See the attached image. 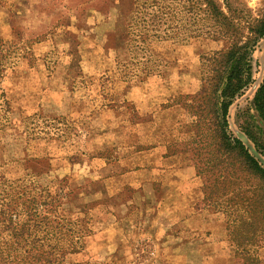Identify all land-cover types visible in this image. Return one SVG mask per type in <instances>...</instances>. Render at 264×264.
Wrapping results in <instances>:
<instances>
[{
  "label": "rangeland",
  "instance_id": "374dc122",
  "mask_svg": "<svg viewBox=\"0 0 264 264\" xmlns=\"http://www.w3.org/2000/svg\"><path fill=\"white\" fill-rule=\"evenodd\" d=\"M217 4L238 28L264 12V0ZM145 5L136 12L135 0H0V37L32 49L7 70L2 83L11 113L0 135V197L9 192L11 181L48 188L59 200V212L77 219L84 229L83 246L67 255L68 264H198L203 256L219 252L218 245L191 250L193 236L207 238L208 244L215 240L170 222L190 209L191 200L195 208L224 217L202 207L203 179L190 152L180 149L195 131L192 97L209 75L214 52L228 47L229 34L220 37L219 31L226 29L223 20L208 13L205 3L149 0ZM99 18L105 21L93 32ZM132 20L133 32L128 28L122 39L119 33ZM93 44L114 48L119 75L131 84L151 78L148 91L164 101L147 112L132 100L114 96L108 72L88 78L83 72L90 70L87 52L82 64L80 56ZM250 55L252 82L233 100L228 121L230 130L244 138L264 165V156L248 134L264 143V121L253 103L264 74V36ZM94 56L99 71L103 56ZM89 65L94 66L92 59ZM67 83L77 98L95 87L93 112L108 109L110 117L93 123L92 113L77 118L53 113L40 103L38 108L34 93L45 101L44 88L54 92ZM188 166L195 175L187 183V178L176 184L172 177L163 181L172 168ZM147 168H155L153 175L140 173ZM168 188L176 196L169 190L167 199L162 198ZM215 238H221L229 264H235L227 230ZM259 254L264 264V247Z\"/></svg>",
  "mask_w": 264,
  "mask_h": 264
},
{
  "label": "trees",
  "instance_id": "16d2710c",
  "mask_svg": "<svg viewBox=\"0 0 264 264\" xmlns=\"http://www.w3.org/2000/svg\"><path fill=\"white\" fill-rule=\"evenodd\" d=\"M148 1L135 0L134 11L145 7ZM191 2L205 3L208 13H213L216 20H223L226 29L219 31V35L223 38L229 34V45L215 51L209 59L212 61L209 75L204 76L201 89L192 97L194 102L191 107L196 116L194 135L180 150L190 152L196 173L203 179L202 207L221 212L225 217L235 264H261L259 251L264 247V165L230 130L228 112L235 97L252 82L250 52L258 39L264 36V12L238 28L218 8L217 3L230 5V0ZM130 22L119 33L122 39L128 28L129 33L133 32V20ZM29 54H32L30 46L20 47L13 40L0 37V135L8 125L11 113L3 80L7 70L20 57H28ZM253 103L264 121V74ZM248 134L264 156V143ZM189 146V150H185ZM15 182L11 181L9 192L0 197V264H68L67 255L78 252L83 246L84 229L78 227L77 219L59 212V200L48 188L35 185L22 187L14 185Z\"/></svg>",
  "mask_w": 264,
  "mask_h": 264
},
{
  "label": "crops",
  "instance_id": "0c3cea01",
  "mask_svg": "<svg viewBox=\"0 0 264 264\" xmlns=\"http://www.w3.org/2000/svg\"><path fill=\"white\" fill-rule=\"evenodd\" d=\"M102 21H105V20H101L99 18L97 19V21L94 22V25L92 27L93 32H95V30L98 29V25ZM109 30L112 31V29L109 28L103 34L104 42L106 40L107 32H109ZM88 46L90 47H88V49L84 51V53H82V55L80 56L81 57L80 62L82 64L86 56L85 53L87 52V61H88L87 66L90 68V70H88V73H86L87 71L84 70V65H82V68L84 70L83 72L88 76V78L91 75L100 76L108 72V74L111 75L112 81H113L112 91L114 93V96L118 98L121 97L123 99L132 100L136 103L138 108H144L145 111L147 112H151L154 109H156V107L160 105L159 101L160 102L164 101L165 99L164 97L160 96V98L159 97L157 98L154 94L148 91L150 90L149 86H151L148 80H151V78L141 81L137 84H131L130 82H128L127 80H125L119 75L118 70L116 69V63H115L116 51L114 50V48L112 47L101 48V46L99 45L96 46L95 44L88 45ZM95 47H98V49ZM95 52L96 53L99 52L100 55L103 56L102 69H100L99 71H98V68L96 67V61L94 59V57L97 58L96 56H94ZM102 56H100V58ZM100 58H99V62H100ZM90 59L93 60L94 66L89 65ZM91 84L92 83H90V85ZM161 87L164 89L163 85H161ZM60 88L62 89H58V91H54V92H53L54 90L53 88V90L48 93H46V90H49V89L44 88L45 89L44 90L45 101L43 100L40 94L34 93V102L37 104L38 108H39V103H40L41 107H43L44 109L50 108L49 110L52 111L53 113H56V114H68L69 113L71 115L76 116L77 118H79V116L82 113H85V112H87L88 114L92 113L93 116L91 120L93 121V123L97 122V119L104 115H107L110 117L112 111L108 109H107L108 111L102 110V112H98V113L93 112L94 102L97 101L95 97L98 96L97 90L94 89L95 87L92 88L91 90H89L90 87H88L89 95H86L83 98H77L72 88L69 87L68 83ZM60 90L62 91L59 92ZM92 92L94 93L91 94ZM42 101L46 103H43ZM112 118H115L114 113L112 115ZM113 138H115V135ZM109 143H112V145L114 144V142L112 141H110ZM104 144L110 145V144H107V142ZM153 169L155 168H147L145 170L141 169L140 173H142V171L143 172L148 171V175L147 173L145 175L151 176L154 173ZM171 170H172L171 171L172 173H168L170 174V177L163 179L164 182H169L171 177L173 180L176 179L174 184H176L178 181H181L182 178H187V179H184L186 182L193 175H195L194 168H192L191 166L172 168ZM138 173L139 171H134V174H138ZM169 190L171 191V189L168 188L167 192H165L162 198L167 199V196L170 195L171 192L174 193L172 194V196H176L175 190H172L171 192ZM179 196L180 195L177 196V199H179ZM191 202L192 203H190V209L186 213H184L183 216L181 215V213H180V216H176L170 222V226H176L179 224L180 226L184 228V230H186L187 232L189 231L190 234L191 233L192 234L193 233L194 234L203 233L206 237L211 235L212 236L211 239L215 240L212 243L208 244L206 243L207 238L204 239V238L193 236L188 242V245H190L191 250H194V251H196L197 249L206 250V249L212 248V245H214L215 247H217V245L220 246L219 252H217L216 254H212L210 257L200 255V256H203V258L197 261L199 262L198 264H229V254L227 253L226 249L225 250L223 249L221 238L220 240L219 239L217 240L215 238L216 236H221L226 230V221L224 217L222 215H219L218 213L212 214V213H208L207 210L195 208L194 205L196 201L193 202L191 200ZM195 257H196V254H195Z\"/></svg>",
  "mask_w": 264,
  "mask_h": 264
},
{
  "label": "water",
  "instance_id": "95a60500",
  "mask_svg": "<svg viewBox=\"0 0 264 264\" xmlns=\"http://www.w3.org/2000/svg\"><path fill=\"white\" fill-rule=\"evenodd\" d=\"M241 139L243 140L244 138L242 137ZM251 153L254 154L257 158H259L258 155L254 153L253 151H251Z\"/></svg>",
  "mask_w": 264,
  "mask_h": 264
}]
</instances>
